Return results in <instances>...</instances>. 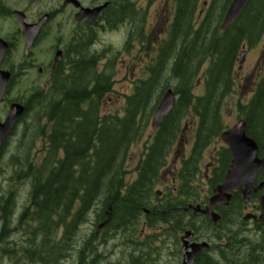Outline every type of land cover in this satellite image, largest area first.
I'll return each mask as SVG.
<instances>
[{
  "label": "trees",
  "instance_id": "1",
  "mask_svg": "<svg viewBox=\"0 0 264 264\" xmlns=\"http://www.w3.org/2000/svg\"><path fill=\"white\" fill-rule=\"evenodd\" d=\"M229 1L210 0L195 31L194 16L200 9L201 0H175V19L172 26L174 34L170 36L168 44L159 48V60L148 68L147 78L137 79L133 94L126 96L120 118L106 115L98 119L96 104L105 99V95L111 90V82L107 76H103V72L96 70L93 60L71 62L70 75L66 77L64 85L56 89L57 93H42V97L35 100L36 104L44 108L45 119L39 130L48 137V161L36 170L38 175L34 173L27 178L31 183L29 204L23 208L19 220L26 222V228L34 236L27 240L34 256L28 257L19 249H7L8 251L15 254L19 251L23 253V258L27 257L32 262L40 260L42 264H54V258L63 257L67 250L74 249V244H71L77 236L74 226L77 227L88 209L94 207V200L101 198L103 210L110 205L112 212L117 214L113 218L120 225L133 223L131 220L138 217L147 199L143 194L145 177L141 175L127 188L120 172L118 179L114 176L121 163L118 157L122 159L124 151L136 140L139 127L142 122L145 123L143 120L149 118L160 98L159 85L163 82L167 84L168 79L164 76L170 64L167 61L173 58L170 73L177 81L178 98L174 109L156 131L153 142L144 155L146 165L154 170L163 160L173 134L179 129L180 120L192 105L190 75H194L191 70L196 68L195 60L202 63L209 58L212 61L207 75L210 79L209 95L204 99L203 105L204 111L208 113L199 114L201 129L205 130L209 127L205 122L214 120L206 117L211 114L213 98L231 79L233 56L241 39H248L250 34L259 37L264 32V0H250L232 25V30L226 34L232 35L229 42L221 38H208L206 32L202 34L205 23L206 29L218 25ZM237 31L238 34L235 35ZM191 35L194 40L199 38V45L186 48L184 46L187 38ZM56 94L61 95L60 100ZM197 101L199 105L200 100ZM257 101L253 105L252 115L255 125L264 130V86L260 101ZM60 149L64 152L63 158L58 156ZM12 206L10 197L0 200L2 232L7 225L12 224ZM174 213L175 211L172 213V210H167L165 219L171 216L173 219L177 218ZM54 219L55 226L59 229H47L48 221L52 223ZM181 226V223L175 221L173 228ZM6 232V235L2 233L0 236L5 238L9 234V231ZM36 237L43 243L37 241L39 244H36ZM256 245L257 248L264 249L262 239ZM35 246L37 250L33 252ZM253 252L254 247L249 248L239 260L231 257L229 264H264L263 256L253 255ZM258 252L259 250L256 251Z\"/></svg>",
  "mask_w": 264,
  "mask_h": 264
},
{
  "label": "rangeland",
  "instance_id": "2",
  "mask_svg": "<svg viewBox=\"0 0 264 264\" xmlns=\"http://www.w3.org/2000/svg\"><path fill=\"white\" fill-rule=\"evenodd\" d=\"M59 3H61V0H40L38 3H33L31 0H14L13 5H19L20 7L26 6L33 12L35 10H49L50 8H53L55 5L57 6ZM154 8H155V4H152L149 8V12L150 13H154ZM53 27L56 31V33L58 35H61L62 37H66L67 34L69 32L72 31L73 29V23L71 22L70 19V15H68L67 11H64L62 13H59L58 16L56 17L54 23H53ZM103 30V31H102ZM99 30L97 32L96 35V39L94 41V43L91 45L90 49L91 52L94 53H100L101 55H104L110 51L112 52H117L118 50H120L123 47L124 44V32L122 31V29H119L117 31H111V30H105L102 29ZM70 37V35L68 36V38ZM137 46L134 47V49H136ZM38 50V49H37ZM93 55V54H92ZM141 56L144 57L143 54H140ZM129 57L130 54L127 52H118L116 54V63L115 65L111 66L112 69V75H111V79L112 81H114V85L113 88L116 92H122V93H129V89H130V83L133 79L139 77L140 75V66H135L134 68L131 67V64L129 63ZM255 59V55L252 54L250 55V57L248 58L246 67L253 64ZM14 60H17V56L14 57ZM109 72V71H108ZM241 75L243 74V71L241 70ZM110 73V72H109ZM45 76H42L41 78V82H44ZM31 79H37V75L35 73V70L32 69L28 72L27 76L25 78H22L23 82L20 83V85H16L11 93L12 97H15L18 95L19 91L22 89V87H28L30 85ZM40 81V80H39ZM169 83H174V81L169 80ZM242 96V95H241ZM118 98V95L113 92L112 96L110 98L109 101H107V103L104 104L103 107V111L104 112H112L115 111V109H119L120 107V103L116 100ZM35 110V109H34ZM224 111H228L227 108V103H226V107ZM35 115V114H34ZM34 115H31L29 117H33ZM236 116V112H232L231 114H228L225 117V121L227 122V124L229 122H234V118ZM29 117L27 120V123L29 121ZM35 125V124H34ZM26 126H28V129L25 133V139L22 143V146L19 149V156H22L27 150V144L29 141V137L31 138L33 134L32 133V129L35 130L37 127H33V128H29V124H26ZM153 128L152 126L146 127L144 129V136H148L151 132H152ZM31 135V136H30ZM145 137V138H146ZM186 137H188V133H186ZM16 139H13V143H16ZM135 148V153H137L138 148ZM186 149V148H185ZM174 149L171 150L170 155H169V159L170 161H172L174 163V165H177L176 162V158L174 157ZM12 172V169H11ZM10 173V170H7V173L5 175H0V192L2 195H5V191L6 190H11V191H15V197L17 199L18 205H26L28 203V194L30 195V190H31V183L30 181L27 179L26 181H24V183H21L19 185H14V184H10L9 181L7 180V178H5L6 176H8ZM162 176H168L169 177V173L166 172L165 169L162 170ZM16 177V176H15ZM203 186V183L201 184ZM30 188V189H29ZM203 190L200 189V193H202ZM5 198V197H4ZM11 202L14 204V199L12 197H10ZM6 210V208H5ZM4 211V210H3ZM11 212H14V206L11 210ZM8 213V212H7ZM88 218H94L93 214H89ZM20 217L16 218V223L13 224H9L6 226V229L0 234H4L6 235L7 232L6 230H9L11 234L10 237V243L13 244L14 246H18V241L19 239H23V232H27L28 228H26V222L22 221L19 222ZM89 221V219H88ZM86 222V225L82 228V230L80 231L79 235L77 236V242L74 239L72 241V244H74V249H70L67 250L66 253H71V256H69L68 258H66L62 264H78V261H82L81 264H84V253H87L88 250L91 251L92 249V245H84L83 241H85L86 238H89V232L92 230V219H90L89 222ZM131 221H135L131 220ZM88 223V224H87ZM122 226H128L126 224L122 225ZM253 229V225L251 224V222H247L245 224V230L247 232H245V234L247 236L250 235H254V231ZM102 231V228L99 230V232ZM103 233V231L101 232ZM118 237L121 238L122 235L120 232L117 233ZM0 241L4 242L5 240L0 237ZM157 242V241H156ZM114 242L111 241H107V243L102 244L99 246V252L101 256L99 264H118L121 261V248L119 247H114L113 246ZM215 244H218V242H214ZM0 244H5L4 243H0ZM160 243L157 242L153 245V248H156V246H159ZM8 246H10L8 244ZM172 248L170 247L169 243L167 242V244L162 245L161 251L160 253L157 255L158 257H160L159 260H157L156 264H177L179 262V258H177V256L172 257V255H170V251ZM216 248H214L215 250ZM211 254H215L213 251H211ZM11 255V252H9V255ZM19 257V256H18ZM13 259L16 257H12ZM155 258V257H154ZM22 259L25 260V258ZM19 263H21V259L19 257ZM2 262V260H1ZM54 264H58L56 261H53ZM131 261H127L126 264H129ZM2 264V263H0ZM121 264V263H119ZM134 264V263H133Z\"/></svg>",
  "mask_w": 264,
  "mask_h": 264
},
{
  "label": "water",
  "instance_id": "3",
  "mask_svg": "<svg viewBox=\"0 0 264 264\" xmlns=\"http://www.w3.org/2000/svg\"><path fill=\"white\" fill-rule=\"evenodd\" d=\"M247 0H232L231 5L227 11L226 14V18L228 21L232 20L240 11V9L243 7V5L246 3ZM102 9V7L100 8H95V9H82V11L80 13H78L76 15V18L82 19L84 17H87L90 21L94 20L97 17L98 12ZM36 29L34 28V26H32L31 28H28L27 26L24 29V33L27 34L28 36H32L35 33ZM8 78V73L6 72H0V96L2 94V92L4 91L5 88V82ZM173 106V96L170 92H167L164 94V96L162 97L157 110L155 112L154 115V121L156 124H159L160 120L166 115V113L171 109V107ZM16 112V111H15ZM15 112H11V114H15ZM13 116H10V118ZM238 129H239V136L238 135ZM7 131V126H1L0 127V139L1 137L6 133ZM233 136L231 137V140H238L240 138V136L243 135V126H239V128H237L236 132H232ZM238 150H239V155H236V153L234 154V159L233 162L235 164V167L233 170H231L232 172H230L229 176H227V181L225 182V184L223 186H220L219 189L220 190V194H217L215 196H213L211 198L210 201V205L208 208H206L203 213H206L208 215H210V217L213 220H216V216H214L211 213V208L217 203H223L224 202V198L225 195L223 194V190L224 189H230L231 187L235 183H238V181H245V183L247 184V186L250 184L251 179L254 177L255 171L257 169L258 166V160L256 161L255 157H254V146L252 144V142L249 144L248 147L244 146V140L240 141L238 144ZM249 154V155H248ZM252 161L251 165L250 162ZM238 174V179H236L234 176ZM239 184V183H238ZM234 186V185H233ZM218 189V190H219ZM217 191V190H216ZM248 189L244 190V200H246V196L248 195ZM224 197V198H223ZM261 206L263 209V213L260 215L261 220H264V196L261 198ZM186 237H190L191 233L188 232L185 234ZM182 240H184V237L182 238ZM182 246L186 249L187 248V243L186 241L182 242ZM203 246H206V243H202V244H191V251H187L185 253V257H186V261L183 264H192L193 260H194V256L196 255V253L199 251V249Z\"/></svg>",
  "mask_w": 264,
  "mask_h": 264
},
{
  "label": "flooded vegetation",
  "instance_id": "4",
  "mask_svg": "<svg viewBox=\"0 0 264 264\" xmlns=\"http://www.w3.org/2000/svg\"><path fill=\"white\" fill-rule=\"evenodd\" d=\"M111 3V2H110ZM108 4H109V2H108ZM92 6H96V5H92ZM253 195H257V193H254L253 191H252V194H251V197L253 196ZM234 196L235 197H237L238 196V193H234ZM250 197V198H251ZM202 205H205V203H203ZM241 211H245V212H249V213H258V211H259V207L255 204V203H252V204H247V205H244L243 207H242V210ZM159 217L157 216V215H155V216H153V217H151L150 218V220H153V219H158ZM52 220V219H51ZM166 221V220H165ZM253 222H255L254 220H252ZM20 222V221H19ZM55 222H56V220L54 219L53 221H52V223H49V221H48V225H49V227L47 228V229H51V230H57V229H59V228H57L56 226H55ZM165 223H167L168 224V222L166 221V222H164V224ZM255 224V223H254ZM145 226H147L146 224H144L143 223V228L145 227ZM259 226H262V225H259ZM159 229H162V228H153V230L155 231V232H159ZM184 231V230H183ZM183 231H181V232H183ZM119 232V231H118ZM140 234H144V231L141 229V233ZM40 236H41V234H39ZM32 237H34L32 234H30V233H27V232H23V239H19V241H18V246H16L15 245V247L16 248H18L20 251H22L24 254H26L28 257L29 256H31V257H33L34 255H33V253H32V251H31V246L27 243V240L28 239H31ZM35 240H36V244H39L38 242H40V243H43V241L41 240V239H39V238H34ZM203 239H205V237L204 236H202V235H200L199 233H197V234H194V236H193V238L191 239V241H196V242H198V241H202ZM38 241V242H37ZM72 244V243H71ZM13 245H14V243H13ZM34 247V246H33ZM37 250V248H36V246H35V248H34V251L33 252H35ZM11 252V251H10ZM32 254V255H31ZM204 257V256H203ZM37 261H39V262H42V261H40V260H37ZM134 262H130L129 264H133ZM88 264H97L95 261H90V262H88ZM134 264H136V263H134Z\"/></svg>",
  "mask_w": 264,
  "mask_h": 264
},
{
  "label": "bare ground",
  "instance_id": "5",
  "mask_svg": "<svg viewBox=\"0 0 264 264\" xmlns=\"http://www.w3.org/2000/svg\"><path fill=\"white\" fill-rule=\"evenodd\" d=\"M214 46V45H213ZM229 46V45H228ZM216 50V49H215ZM214 50V51H215ZM207 52V51H206ZM206 55V54H205ZM224 56V55H223ZM223 61V60H222ZM79 129V128H78ZM92 129V128H91ZM95 129V128H94ZM83 130V129H82ZM79 133V132H78ZM80 134V133H79ZM78 135V134H77ZM81 136V135H80ZM90 138V137H89ZM76 140V139H75ZM85 143V142H84ZM77 146V145H76ZM82 147V146H81ZM84 152V151H83ZM81 155V154H80ZM110 156V155H109ZM100 157V156H99ZM102 160V159H101ZM105 163V162H104ZM64 171V170H63ZM6 198H8V197H6ZM1 199H3V198H1ZM33 204V203H32ZM12 208H13V206L11 207V210H12ZM158 219H160V217L158 218ZM7 220V219H6ZM20 220V219H19ZM65 227V226H64ZM71 229V228H70ZM70 233V232H69ZM47 240V239H46ZM67 244V243H66ZM41 249V248H40ZM10 251H7V253H9ZM32 255V254H31Z\"/></svg>",
  "mask_w": 264,
  "mask_h": 264
}]
</instances>
